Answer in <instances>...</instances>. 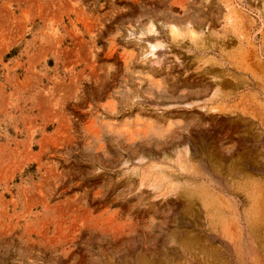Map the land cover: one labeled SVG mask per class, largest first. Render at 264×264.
<instances>
[{
  "label": "rangeland",
  "instance_id": "obj_1",
  "mask_svg": "<svg viewBox=\"0 0 264 264\" xmlns=\"http://www.w3.org/2000/svg\"><path fill=\"white\" fill-rule=\"evenodd\" d=\"M250 244L264 264V0H0V264Z\"/></svg>",
  "mask_w": 264,
  "mask_h": 264
},
{
  "label": "bare ground",
  "instance_id": "obj_2",
  "mask_svg": "<svg viewBox=\"0 0 264 264\" xmlns=\"http://www.w3.org/2000/svg\"><path fill=\"white\" fill-rule=\"evenodd\" d=\"M173 32H174V31H173ZM192 36H193V35H192ZM194 36H195V35H194ZM244 230H245V229H244ZM245 233H246V232H245ZM243 236H244V235H243ZM249 237H250V236H247V237H242V236H241V239H242V240L244 239L243 242L246 241V242L249 243V242H250V238H249ZM245 239H246V240H245ZM251 243H252V242H251ZM249 246H250V247H248V249L250 248L249 251H250V250H251V251H250V253L247 254V257H249V259H250V264H263V263H262V260L260 259L259 253H258V255H257V254H256L257 252L254 253L255 251H253V248H254L255 246H254L253 248H252L251 244H250ZM255 249H256V248H255ZM238 250H239V249H238ZM238 250H237V251H238ZM239 251H240V250H239ZM239 251H238V252H239ZM242 251H243V250H242ZM235 254H236V253H235ZM244 254H245V253H243V255H244ZM239 255H240V253H239ZM243 255H242V256H243ZM245 255H246V254H245ZM260 255H261V254H260ZM235 256H237V255H235ZM247 257H245V260H246ZM243 258H244V257H242L241 259H243ZM239 259H240V258H239ZM262 259H263V258H262ZM243 260H244V259H243ZM246 262H247V261H246ZM243 263H244V262H243Z\"/></svg>",
  "mask_w": 264,
  "mask_h": 264
}]
</instances>
